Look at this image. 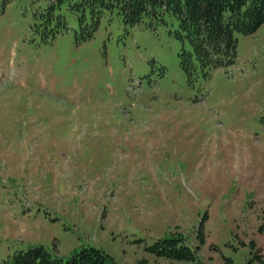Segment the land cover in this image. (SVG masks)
Segmentation results:
<instances>
[{
	"label": "rangeland",
	"instance_id": "rangeland-1",
	"mask_svg": "<svg viewBox=\"0 0 264 264\" xmlns=\"http://www.w3.org/2000/svg\"><path fill=\"white\" fill-rule=\"evenodd\" d=\"M165 19L113 10L83 39L66 2L0 0V264L38 244L264 264V24L233 64L189 76ZM175 232L195 259L145 249Z\"/></svg>",
	"mask_w": 264,
	"mask_h": 264
},
{
	"label": "trees",
	"instance_id": "trees-1",
	"mask_svg": "<svg viewBox=\"0 0 264 264\" xmlns=\"http://www.w3.org/2000/svg\"><path fill=\"white\" fill-rule=\"evenodd\" d=\"M66 2L78 18L83 39H89L100 17L116 10L125 25L152 27L166 23L165 15L177 19L175 36L188 43L178 57L189 76L201 71L233 64L236 60L237 35L250 34L264 24V0H57ZM51 6L50 9H52ZM89 13V22L86 21ZM64 30L65 22L62 20ZM264 123V119H263ZM180 233H170L145 249L159 257L192 260L196 252L184 243ZM3 264H117L103 249L81 245L65 259L54 256L43 245H28L9 254Z\"/></svg>",
	"mask_w": 264,
	"mask_h": 264
}]
</instances>
